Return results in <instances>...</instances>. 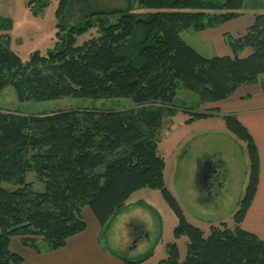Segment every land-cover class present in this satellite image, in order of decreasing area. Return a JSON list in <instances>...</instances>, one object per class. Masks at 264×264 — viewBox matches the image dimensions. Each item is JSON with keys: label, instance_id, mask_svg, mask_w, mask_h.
<instances>
[{"label": "trees", "instance_id": "obj_1", "mask_svg": "<svg viewBox=\"0 0 264 264\" xmlns=\"http://www.w3.org/2000/svg\"><path fill=\"white\" fill-rule=\"evenodd\" d=\"M56 1L60 18L70 0ZM128 1L130 7L154 11H98L76 25L61 20L55 49L47 54L33 51L26 61L3 42L12 24L0 16V32H6L0 34V92L12 86L19 101L128 98L135 104L122 111L69 108L26 115L0 110V264L22 262L10 248L14 237L38 253L41 243L46 251L63 248L71 236L85 230L83 209L103 228L131 194L143 188L160 192L177 219L174 237L187 239L184 259L177 244L169 242L167 257L157 264H264V241L241 227L259 182V154L237 118L222 117L227 130L245 143L249 161L232 228L211 225L205 235L187 220L165 186V163L157 149L162 118L173 113L169 107L179 86L196 95L197 105L216 103L264 74V12L254 13L242 35L225 34L231 55L205 57L180 33L238 18L244 0ZM50 3L26 0L36 14ZM112 16L116 20L109 22ZM93 28L97 35L77 44V38ZM246 49L250 52L242 55ZM211 114L198 112L191 119ZM28 172L43 183V191L33 190ZM3 183L17 187L7 189ZM150 254L120 259L141 264Z\"/></svg>", "mask_w": 264, "mask_h": 264}, {"label": "rangeland", "instance_id": "obj_2", "mask_svg": "<svg viewBox=\"0 0 264 264\" xmlns=\"http://www.w3.org/2000/svg\"><path fill=\"white\" fill-rule=\"evenodd\" d=\"M56 8L57 1L51 0V3L41 13L36 14L28 9L26 0H0V16L9 18L12 24L11 29L7 32L9 34L8 40L4 39L3 42L22 61H26L33 51L47 54V52L55 49L56 25L61 20L65 24L76 25L84 21L86 16L98 11L121 10L138 15H146L154 11L134 4L130 7L128 0H70L69 6L60 18L55 15ZM263 8L264 0H244V10L246 11L259 9L260 12H264ZM115 20L116 17H109V22ZM5 33V31L0 32V34ZM96 35V28H93L79 36L77 44H81ZM180 35L187 44L201 55L205 57L215 55V48L209 46L208 41L200 39V31L186 29ZM249 52L250 50L246 49L242 55H247ZM209 104L197 105L196 95L179 86L174 105L169 107L173 113L162 118V125L157 136L158 152L166 161L165 186L177 194L186 207L185 213L187 218L192 221L191 224L200 227L205 235L209 233L210 224L205 221H196L195 219L198 218L195 217L202 219L210 217L196 213L197 207L193 206L191 195L188 193V188L194 187L196 182L193 169L194 166L196 168L198 166V157L205 155L206 151L210 153V156H214L217 151L222 152L231 170V175L243 170L244 162L246 163L245 154L241 148L243 143L225 133L227 128L218 117L212 115L213 117L191 119L198 112L215 114L219 111L218 108H214L215 103H212L214 107ZM155 106L162 107L161 104H155ZM134 107L135 104L128 98L63 97L45 101H19L12 86H7L0 92V110L26 115L69 108L122 111ZM211 131L215 134L198 135ZM196 135L198 136L196 137ZM175 164L177 165L175 166ZM26 180L32 183L33 190L43 191V183L37 179L33 172L26 174ZM2 186L11 190L17 187L11 183H3ZM151 190L148 188L139 189L138 192L136 191L137 193L130 196L125 207L107 222L96 235V239L99 245L111 254L126 258H133L151 246V254L141 264H157L167 257L166 244L175 242L179 248L180 260H182L186 253V237L181 236L175 239L173 229L177 220L168 206L163 211L161 210V219L151 209L157 210L162 207L153 198L154 193ZM215 212L218 217H222L224 214L228 215V210L222 205ZM230 221L231 218L227 226L232 228L233 223ZM215 226H220V224H215ZM136 227L140 230L139 233L143 232L147 235L150 242L140 238L137 243H133ZM139 233H135V235L139 236ZM39 246L41 253L48 252L42 243Z\"/></svg>", "mask_w": 264, "mask_h": 264}, {"label": "crops", "instance_id": "obj_3", "mask_svg": "<svg viewBox=\"0 0 264 264\" xmlns=\"http://www.w3.org/2000/svg\"><path fill=\"white\" fill-rule=\"evenodd\" d=\"M256 12H260V10H243V14L238 18L224 22L216 27L206 28L200 31V39L203 41H208V45L215 48L216 53L213 56L231 55V51L226 43L225 34L228 33L234 37L242 35L253 23V15ZM210 104L213 105L212 103ZM215 104L216 106L214 107L213 105V107L218 108L219 111L215 112V114L212 113L211 116L214 115L218 117L221 122H224L222 119L223 116L234 115L251 134L257 146L259 154V182L251 205L243 218L241 227L244 230L255 234L264 241V74H262L255 83L239 86L235 93H233L230 97L216 102ZM226 131L227 132L225 133L231 135L233 139L243 143L241 148L243 149L246 158V163L244 162L243 170H239L235 173V175H231V170L226 159H224L222 152L217 151L214 156H210V153L206 151L205 155L198 157L197 168L194 166L193 174L195 173L196 181L194 187L188 188V193L191 195V202H193V206L197 207L196 213L210 217H207L208 219L195 217L198 218L195 220L202 222L205 221L210 224V226L221 223L229 225L228 221L230 218V222L233 223V214L239 207V202L244 195L248 180L249 161L245 143L236 138L228 130ZM203 134L213 135L215 132L211 131L198 135ZM198 135H196V137ZM164 163L163 174L165 183V160ZM206 164H218V167H216L214 171L209 169L206 170ZM176 165L177 164H175V166ZM151 191L154 193L153 198H155L156 202L160 203V206H162L157 210L154 208L151 209L154 211L157 217L161 219V210L163 211L164 208L167 207V204L163 200L158 190ZM137 192L135 191L134 193ZM134 193H132L131 196ZM171 193L180 204L187 218L185 213V205L182 203L176 193H173L172 191ZM220 205L225 206L228 210L229 213L227 212V216L224 214V212L222 217H218L216 215L215 210H218ZM82 217L86 223L85 230L79 234L71 236L63 248L54 251L38 253L33 249L22 245L20 239L16 237L11 240L10 247L12 251L22 256L23 260L20 264H125L120 259L121 256L111 254L109 251L99 245L96 235L102 228L95 219L93 213L88 208L83 209ZM187 220L190 223L192 222L188 218ZM176 224L177 221L174 226ZM136 231L139 233L140 230L137 227L134 229L133 243H137L140 238H144L150 242L147 235L143 234V232H140L138 234L139 236H136ZM149 250H151V246L145 252L133 257V259L139 257Z\"/></svg>", "mask_w": 264, "mask_h": 264}, {"label": "flooded vegetation", "instance_id": "obj_4", "mask_svg": "<svg viewBox=\"0 0 264 264\" xmlns=\"http://www.w3.org/2000/svg\"><path fill=\"white\" fill-rule=\"evenodd\" d=\"M205 167H206V170H211V171H214L215 169H216V167H218V164H206L205 165Z\"/></svg>", "mask_w": 264, "mask_h": 264}, {"label": "water", "instance_id": "obj_5", "mask_svg": "<svg viewBox=\"0 0 264 264\" xmlns=\"http://www.w3.org/2000/svg\"><path fill=\"white\" fill-rule=\"evenodd\" d=\"M136 233H137V231H136Z\"/></svg>", "mask_w": 264, "mask_h": 264}]
</instances>
